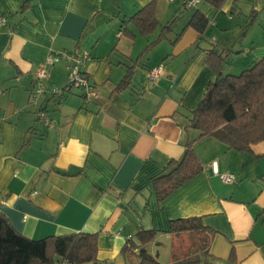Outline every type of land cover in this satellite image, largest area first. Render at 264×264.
I'll list each match as a JSON object with an SVG mask.
<instances>
[{"label":"crops","instance_id":"1","mask_svg":"<svg viewBox=\"0 0 264 264\" xmlns=\"http://www.w3.org/2000/svg\"><path fill=\"white\" fill-rule=\"evenodd\" d=\"M151 1L0 0V212L32 239L98 232L103 264H137L135 252L122 253L129 236H169L170 220L198 216L214 231L211 264H226L231 252L237 264H264V142L240 153L212 137L195 140L190 127L215 78L210 49L231 52L223 65L231 74L234 63L243 70L264 56V0H224L220 9L157 0V28L142 35L129 18ZM196 10L208 19L202 36L188 25ZM58 52L86 54L82 71L98 93L86 106L80 90L65 89L64 58L45 66L44 92L31 100L38 69ZM39 107L48 127L36 121ZM190 141L202 170L158 201L151 178ZM212 162L235 183L221 181ZM158 233L147 246L157 259Z\"/></svg>","mask_w":264,"mask_h":264},{"label":"trees","instance_id":"2","mask_svg":"<svg viewBox=\"0 0 264 264\" xmlns=\"http://www.w3.org/2000/svg\"><path fill=\"white\" fill-rule=\"evenodd\" d=\"M156 1L152 0L129 18V22L134 23L142 35H148L157 28ZM203 1L216 9H220L224 2ZM188 25L202 36L208 19L200 10H196ZM168 28V25L164 26L160 35ZM214 51V48L209 50L207 61L215 78L206 84L201 101L192 110L190 127L198 131L195 140L212 137L237 152L251 151V145L264 142V56L240 73L231 74L223 72V65L231 52L225 49ZM132 75L133 71L129 69L120 87L127 86ZM40 109L43 108L39 107L36 113ZM193 142L187 143L178 160H171L162 172L151 178L158 201L202 170ZM157 233L156 229L136 231L133 237H128L122 253L135 252L137 264H211L213 256L207 252V247L214 231L204 226L200 217L169 221L166 233L172 241L170 263L160 262L147 251V246L154 241ZM97 236L98 232H73L32 239L17 232L0 212V264H55L62 261L67 264H103L97 259ZM184 237L190 243L187 246L178 245V241ZM225 263L237 264L232 252Z\"/></svg>","mask_w":264,"mask_h":264},{"label":"built area","instance_id":"3","mask_svg":"<svg viewBox=\"0 0 264 264\" xmlns=\"http://www.w3.org/2000/svg\"><path fill=\"white\" fill-rule=\"evenodd\" d=\"M201 0H187L188 5H195ZM4 23V19L0 17V24ZM64 58L67 61L68 68V77L66 86L68 88H74L80 90V97L82 100V105L86 106L93 99L97 98L98 93L95 90V87L90 82L88 76L82 71V66H84L85 60L87 59L86 54L83 55H74V54H66L65 52H58L55 55H49L45 64L41 66L37 71V85L34 91L31 93L30 98L32 101H35L39 95L44 92V86L41 82V79L47 76L45 66L46 65H54L57 62ZM161 71V67L149 71V79L153 80ZM52 93L59 94L57 89H53ZM36 117L38 122L41 123L42 126L48 127L51 124V120L48 117V114L45 110L40 109L36 113ZM211 168L214 174L218 175L221 181L229 184L235 183V176L231 173H219L217 170L216 162L211 163ZM55 264H67V262H56Z\"/></svg>","mask_w":264,"mask_h":264},{"label":"rangeland","instance_id":"4","mask_svg":"<svg viewBox=\"0 0 264 264\" xmlns=\"http://www.w3.org/2000/svg\"><path fill=\"white\" fill-rule=\"evenodd\" d=\"M251 34H253V36L255 37V39H259L258 38V35L257 32H252ZM255 34V35H254ZM236 65L234 63V68H235V71L237 72H234L235 74H238L241 72V70H238L236 69ZM160 234V235H159ZM157 241L158 243L151 246V252L152 253H156L158 252L159 254V257H158V260L160 262H163V263H170V250H171V237L170 236H165L164 233H158V236H157ZM189 239H187L186 237L184 238H181L180 241H178V245H184V246H187L189 244Z\"/></svg>","mask_w":264,"mask_h":264}]
</instances>
